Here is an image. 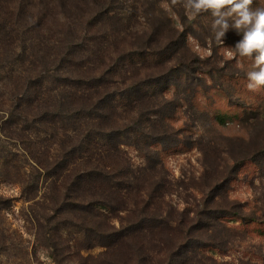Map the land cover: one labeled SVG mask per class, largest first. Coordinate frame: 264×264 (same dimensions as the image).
Instances as JSON below:
<instances>
[{
  "label": "trees",
  "instance_id": "1",
  "mask_svg": "<svg viewBox=\"0 0 264 264\" xmlns=\"http://www.w3.org/2000/svg\"><path fill=\"white\" fill-rule=\"evenodd\" d=\"M80 3L90 10L76 18L79 11L71 8L80 5L81 10ZM145 3L0 0V105L7 113L4 125L14 130L6 136L18 132L23 144L30 141L23 150L41 170L22 182L26 191L38 193L44 174L52 210L77 216L79 222L70 224L82 234L71 244L62 241L60 226L55 228L51 249L59 264H223L206 253L222 247L212 234L207 239L208 230L225 227L227 217L244 219L237 210L226 209L198 210L202 220L189 211L179 218L164 217L168 212L158 200L165 187L161 181L151 185L146 199L140 198L145 187L135 185L138 178L130 175L120 145L132 144L148 156L152 145L167 147L164 142L182 130L169 123L175 121L178 105L162 93L178 87L181 76L199 78L198 73L208 76L213 83L209 90L224 95L230 105L244 107L242 98L248 95L241 83L244 74L221 67L217 77L204 62L196 64L187 45L192 25L185 24L184 14L173 19L160 0ZM139 16L147 23L132 34L137 49L120 48L121 35ZM230 85L241 99L228 94ZM236 117L240 114L216 111L213 124L224 127ZM171 127L174 132L166 135ZM51 140L59 141V152L52 156ZM222 191L220 184L213 185L205 201L227 199ZM112 216L119 217V225ZM94 248L105 250L97 258L81 255V249Z\"/></svg>",
  "mask_w": 264,
  "mask_h": 264
},
{
  "label": "rangeland",
  "instance_id": "2",
  "mask_svg": "<svg viewBox=\"0 0 264 264\" xmlns=\"http://www.w3.org/2000/svg\"><path fill=\"white\" fill-rule=\"evenodd\" d=\"M80 4L81 10L80 5L71 8L79 11L75 12L76 18L90 10ZM159 4L170 18L177 19L182 14L186 16L184 8L171 5V0H160ZM252 7H264V0H255ZM71 16L74 17L73 12ZM145 20L143 16L133 20L117 45L135 50L132 34L146 26ZM212 20L211 13H202L195 20L185 19V24L192 25V29H188L187 45L193 57H196V64L204 62L209 70L214 69V76L219 75L221 67H226V73L233 71L244 74L241 78L245 80L241 83L248 94L242 98L244 107L230 105L224 95L209 90L213 83L204 74L197 73L199 78L191 79L181 76L178 87L171 86L162 94L178 105L175 121L169 123L175 129L182 130L177 131V135L174 133L173 140L164 142L167 147L152 145L148 156L132 144H121L120 150L132 169L133 174L130 175L138 178L135 185L138 183L137 187H145L139 193L143 194L140 198H147L146 191L154 182L164 184L163 196L158 198L162 202V211L168 212L164 217L179 218L185 211L194 217L199 215L198 210L203 212L207 209L237 210L238 214L243 215L244 219L239 216L227 217L224 219L225 227L215 228L214 233L208 230L207 239L213 236L222 243L221 249L208 248V255L223 264H264V86L256 90L247 87V73L254 70V60L240 56L234 49L242 33L238 36L234 29H230L223 44L219 43L214 39ZM161 31L166 29L162 28ZM69 38L74 39L72 36ZM167 66L166 73L170 69V65ZM4 72L2 70L1 74ZM169 74L172 75L171 72ZM219 80L224 82L223 78ZM228 94H233L234 99H241V93L233 85L229 86ZM166 110L170 111L171 106L168 105ZM216 111L239 113L240 117L220 127L213 124ZM5 113L0 105V264H59L51 249L56 238L54 230L60 226L62 241L75 244L82 234L78 226L70 224V220L79 222L78 218L52 210L54 205L48 199L50 181L44 174L39 178L38 193L25 190L22 179L29 182L40 169L31 155L23 150L30 141L23 144L18 132L13 133V137L6 136L14 130L10 131L4 125ZM173 127L168 129L169 134L166 135L174 132ZM139 136L143 137V133H139ZM48 142L52 144L50 155L58 153L59 141ZM44 143L46 148L47 142ZM219 175L223 180H218ZM215 184H220L227 199L205 201L204 194H210ZM125 195L130 202V194ZM140 198H136L137 203ZM131 203V206H135ZM121 212L118 211V214L124 215ZM199 218L202 220L204 214ZM119 221V217L112 216V223L119 225ZM104 250L81 249V255L97 258Z\"/></svg>",
  "mask_w": 264,
  "mask_h": 264
},
{
  "label": "clouds",
  "instance_id": "3",
  "mask_svg": "<svg viewBox=\"0 0 264 264\" xmlns=\"http://www.w3.org/2000/svg\"><path fill=\"white\" fill-rule=\"evenodd\" d=\"M254 0H171L182 6L189 20L211 13L214 39L223 44L230 29L242 33L234 49L242 57L254 58V70L247 73L249 90L264 86V7L253 8Z\"/></svg>",
  "mask_w": 264,
  "mask_h": 264
}]
</instances>
